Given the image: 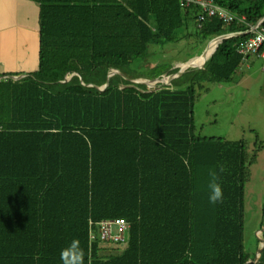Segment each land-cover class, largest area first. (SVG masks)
Wrapping results in <instances>:
<instances>
[{
	"label": "trees",
	"instance_id": "obj_1",
	"mask_svg": "<svg viewBox=\"0 0 264 264\" xmlns=\"http://www.w3.org/2000/svg\"><path fill=\"white\" fill-rule=\"evenodd\" d=\"M38 1L39 69L0 75V264H62L74 239L84 264H264V250L256 258L244 245L256 156L244 140L197 135L194 114L196 85L232 82L251 33L225 39L171 85L129 77L150 46L192 26L211 41L264 28V0H213L247 24L201 21V7L180 0ZM112 69L130 80L115 74L101 91ZM156 69L152 78L164 74ZM212 170L223 190L216 204ZM262 216L261 230L264 203ZM118 219L129 224L125 246L99 237L101 221ZM108 246L121 251L102 254Z\"/></svg>",
	"mask_w": 264,
	"mask_h": 264
},
{
	"label": "rangeland",
	"instance_id": "obj_2",
	"mask_svg": "<svg viewBox=\"0 0 264 264\" xmlns=\"http://www.w3.org/2000/svg\"><path fill=\"white\" fill-rule=\"evenodd\" d=\"M213 41L203 39L192 26L189 33L185 31L183 38L178 42L164 46H150L148 57L135 62L132 67L135 72L129 77L136 81L154 82L158 78L164 80L166 76H171L169 82L166 78L156 83V86L171 85L179 78L180 71L185 73L202 65L204 62L202 55L205 50L212 47ZM195 58H198V63H192L187 67ZM155 67L158 72L164 74L152 78ZM183 67L187 68L183 69ZM175 71L176 73H173ZM182 83L179 87H186L190 84V80ZM146 86L154 89L150 84ZM196 90L197 100L194 111L196 134L222 137L232 141L244 140L250 157L256 156L248 164L244 231L245 250L256 254L262 237L264 203V59L251 56L242 62L232 82L201 83L196 85ZM107 249L110 251L115 249L113 253L121 251L118 247L108 246L106 250H102V254L109 253Z\"/></svg>",
	"mask_w": 264,
	"mask_h": 264
},
{
	"label": "crops",
	"instance_id": "obj_3",
	"mask_svg": "<svg viewBox=\"0 0 264 264\" xmlns=\"http://www.w3.org/2000/svg\"><path fill=\"white\" fill-rule=\"evenodd\" d=\"M39 18L38 0H0V75L39 69Z\"/></svg>",
	"mask_w": 264,
	"mask_h": 264
},
{
	"label": "built area",
	"instance_id": "obj_4",
	"mask_svg": "<svg viewBox=\"0 0 264 264\" xmlns=\"http://www.w3.org/2000/svg\"><path fill=\"white\" fill-rule=\"evenodd\" d=\"M182 6L189 7L196 4L201 7L200 20L205 21L207 18L217 16L227 23L239 22L247 24L244 17H238L229 13L226 9L216 4L213 0H180ZM261 20L255 26H250L249 30L243 31L241 34L251 33V36L242 41L237 51L243 56V62L249 59V56H257L264 59V28H261ZM117 228V233L114 228ZM129 229V224L123 220L118 219L116 221H101L99 223V237L104 242L112 245L122 244L125 246L126 237L125 233ZM92 232V231H91ZM96 234L92 232V239H95Z\"/></svg>",
	"mask_w": 264,
	"mask_h": 264
},
{
	"label": "clouds",
	"instance_id": "obj_5",
	"mask_svg": "<svg viewBox=\"0 0 264 264\" xmlns=\"http://www.w3.org/2000/svg\"><path fill=\"white\" fill-rule=\"evenodd\" d=\"M223 171V169H220ZM211 179L208 184L209 188V202L216 204L223 200V190L221 184L218 182V175L215 170L209 173ZM60 259L62 264H84V252L80 246L78 239H74L65 248L61 249Z\"/></svg>",
	"mask_w": 264,
	"mask_h": 264
},
{
	"label": "water",
	"instance_id": "obj_6",
	"mask_svg": "<svg viewBox=\"0 0 264 264\" xmlns=\"http://www.w3.org/2000/svg\"><path fill=\"white\" fill-rule=\"evenodd\" d=\"M237 35H240L239 33H234V34H226V35H220V36H218V38L219 39H221L220 41H219V44L220 43H222L225 39H228V38H231V37H233V36H237ZM219 44L217 45V47L219 46ZM217 49V48H216ZM216 49H215V51H216ZM214 51V52H215ZM205 52H206V50L204 51V53L203 54H205ZM213 52V53H214ZM209 59V58H208ZM207 59V60H208ZM207 60H206V62H207ZM206 62L202 65V66H200L198 69H202L204 66H205V64H206ZM120 74L121 76H123L124 78H126V79H128L126 76H125V74L124 73H122L121 71H119V70H117V69H112L110 72H109V74H108V79H107V83L103 86V87H101V88H99L101 91H103L104 89H106L107 87H108V85H109V82H110V78L113 76V75H115V74ZM184 73V71H180L179 72V74H180V76L182 75ZM179 76V77H180ZM169 78V79H171L172 77L171 76H166V78ZM68 78V77H67ZM128 80H130V79H128ZM163 79H156L155 81H154V84L152 85V86H154V89H158L159 88V86H156V83H158V82H160V81H162ZM131 82H134V83H141V84H145V85H149V83L148 82H150V81H142V80H138V81H136V80H130ZM65 82V81H64ZM166 84H171V83H166ZM151 86V85H150ZM264 232V229H262L261 230V233H263ZM260 240H261V243H262V248H260L259 250H258V252H257V254H256V258H258L259 256H260V254L262 253V251L264 250V240L262 239V238H260Z\"/></svg>",
	"mask_w": 264,
	"mask_h": 264
},
{
	"label": "bare ground",
	"instance_id": "obj_7",
	"mask_svg": "<svg viewBox=\"0 0 264 264\" xmlns=\"http://www.w3.org/2000/svg\"><path fill=\"white\" fill-rule=\"evenodd\" d=\"M221 39H219V38H216L212 43H211V45H212V47H209V50H207L206 52H205V54H203L202 56L204 57V62L212 55V53L214 52V50H215V48H216V46L219 44V41H220ZM197 60H198V58H195L194 60H192L191 61V63H189L188 64V66L187 67H189V66H191V64L192 63H198L197 62ZM187 67H183V69H186ZM168 78V77H167ZM166 78H164V80H165ZM163 80V81H164ZM169 78H168V82H169ZM151 86L154 84V82H148Z\"/></svg>",
	"mask_w": 264,
	"mask_h": 264
}]
</instances>
